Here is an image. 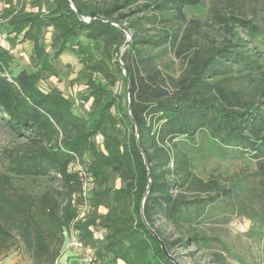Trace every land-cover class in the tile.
<instances>
[{"label":"trees","instance_id":"obj_1","mask_svg":"<svg viewBox=\"0 0 264 264\" xmlns=\"http://www.w3.org/2000/svg\"><path fill=\"white\" fill-rule=\"evenodd\" d=\"M0 1L8 5L0 9V21L33 44L37 61L35 71L14 75L15 56L0 50V116L15 136L25 138L5 151L0 171V253L21 244L34 264H53L60 256L82 201V177L71 169L76 161L96 183L94 210L77 228L88 235L84 243L95 249L100 264H175L160 241L169 254L176 245L204 244L199 226L230 190L199 179L180 140L207 129L223 144L264 151V71L251 42L263 35L264 18L260 25L228 3L211 8L205 22L188 19L185 8L201 0H113L104 7L71 0L76 9L68 0H44L51 6L45 12ZM134 5L143 16L125 25L134 15L125 10ZM141 20L154 25L144 36L138 33ZM203 23L211 31L202 34ZM48 28L55 31L53 54L42 44ZM81 35L102 44L100 58L85 59L83 97L92 104L82 114L60 89L39 85L45 74H58L54 61ZM166 45L186 61L176 77L166 73L167 64L156 63ZM123 77L129 85L124 103L114 91ZM16 178H46L48 186L33 194ZM115 179L124 185L112 187ZM101 207L106 214H99ZM92 226L105 231L100 246L91 241ZM166 226L180 237L172 241ZM213 257L225 264L221 254Z\"/></svg>","mask_w":264,"mask_h":264},{"label":"rangeland","instance_id":"obj_2","mask_svg":"<svg viewBox=\"0 0 264 264\" xmlns=\"http://www.w3.org/2000/svg\"><path fill=\"white\" fill-rule=\"evenodd\" d=\"M83 1L90 5L103 7L113 2V0ZM10 2L15 8H24L28 12H45L51 8L44 0H10ZM228 3L237 7L246 16L257 17L258 22L262 25L264 0H201L200 5L186 7L184 11L188 19L197 18L205 22L211 8ZM6 6H8L6 1H0V9ZM130 10H133L134 15L126 19L125 25L130 19L136 20L143 16L139 5L132 6V9H126L125 13H129ZM88 19L90 17L86 16V20ZM138 26L140 27L138 28L139 35L144 36L148 33L146 31L154 25L148 24L146 20H141ZM208 31H211V28L203 23L201 33L205 34ZM54 34L55 31L48 28L42 39V44L51 54L54 53L51 50ZM128 38L130 41L132 40L130 33ZM202 41H204L203 38ZM251 42L260 54L264 71V24L263 35H256L251 39ZM126 49L129 50L125 47L122 54ZM0 50H8L15 56L10 68V72L14 75L22 70L28 72L36 70L37 61L32 59L33 44L29 41L22 42L20 37H16L6 21H0ZM173 50L172 46L162 47L157 51L159 56L156 63L167 64L168 71L166 73L176 77L185 67L186 61L184 57H176ZM101 51L102 44H96L84 35L78 39H72L68 43V48L54 61V67L58 74H45L39 83L40 87L44 91H49L52 88L60 89L74 103L75 111L78 113L82 114L85 110H89L92 101L84 100L83 97L88 81L85 59L88 56L100 58ZM153 52V50H146V53ZM258 77L262 78V76ZM114 91L123 98L122 103L125 102V99L128 101L129 85L124 77L116 84ZM113 111L116 113L117 108H114ZM120 128L123 132L126 131L122 126ZM95 140L98 146L103 149V138L98 136ZM24 142L25 138L15 136L0 116V171L4 169L5 151L20 147ZM180 147L188 154L191 169L199 179L204 182L210 180L216 182L220 187H227L230 190V196H221L210 207L207 217L201 222L199 228L207 238L204 244L191 245L188 248L176 245L169 255L180 264H221V262L215 261L214 254H221L225 264H264V195L263 193L261 195L264 190V151L256 153L249 149L243 150L241 147L223 144L207 129L199 131L193 137L182 138ZM80 168L83 169V165H80ZM15 182L33 194H40L48 186L46 178H16ZM110 185L120 188L124 183L121 179H115ZM95 188L94 178L90 176L86 178L85 191L82 193V201L79 206V212H85V217L80 220L79 224L86 222L94 210L92 198ZM106 211L105 207L98 210L99 214ZM165 230L172 241L180 237L179 233L171 226H166ZM91 231L93 233L91 241L94 242L95 247L100 246L105 231L93 226ZM79 236L83 242L89 239L88 235L81 231ZM87 252L88 248L85 247L84 250L77 251L76 255L82 256V253L87 254ZM10 255L20 257L22 261L26 262L32 260L21 244L12 250L0 253V262L4 264V259ZM76 260V258H71V260H67V264H75ZM116 264L122 263L118 261Z\"/></svg>","mask_w":264,"mask_h":264},{"label":"built area","instance_id":"obj_3","mask_svg":"<svg viewBox=\"0 0 264 264\" xmlns=\"http://www.w3.org/2000/svg\"><path fill=\"white\" fill-rule=\"evenodd\" d=\"M80 165L78 161H76L74 164L71 165V169H73L74 171H79L80 176L82 177L83 180V191H85L84 189V184L86 182V178H88L89 176L92 177L88 172L85 171V169L80 168ZM93 178V177H92ZM87 211V210H86ZM85 212H79L78 211V215L76 217V219L74 220L73 225L70 227L68 232H65V244L63 247V250L60 254V256L55 260V262L53 264H67V262H65L62 259V256L68 252V251H72L76 254L77 251L79 250H84V248H88V252L87 254L82 253V256L80 257L83 262H85V264H100V262L97 259L96 253H95V249H93V247H90L86 244H84V242L81 240L80 238V230L77 228V224L80 223L81 219H84L85 217ZM84 244V245H83ZM17 247V246H16ZM0 264H2L0 262ZM32 264V263H30Z\"/></svg>","mask_w":264,"mask_h":264},{"label":"crops","instance_id":"obj_4","mask_svg":"<svg viewBox=\"0 0 264 264\" xmlns=\"http://www.w3.org/2000/svg\"><path fill=\"white\" fill-rule=\"evenodd\" d=\"M107 212V211H106ZM105 212V213H106ZM105 213H103V214H105ZM80 257L81 256H77L74 252H72V251H68V252H66L63 256H62V259L65 261V262H67V260H71V258H76L77 260V262L75 263V264H85L84 262H83V260L82 259H80ZM30 263H32V264H34L33 263V260H30V262H26V261H22L21 259H20V257H16V256H8V257H6L5 259H4V264H30ZM119 263H122V264H124V262L123 261H119Z\"/></svg>","mask_w":264,"mask_h":264},{"label":"water","instance_id":"obj_5","mask_svg":"<svg viewBox=\"0 0 264 264\" xmlns=\"http://www.w3.org/2000/svg\"><path fill=\"white\" fill-rule=\"evenodd\" d=\"M69 2H70V4H71V7L73 8V9H76V7H75V5L71 2V0H68ZM86 22H90L91 21V19H88V20H85ZM119 56V55H118ZM118 62H120V63H122V61H121V59L118 57ZM124 73L126 74L127 73V71H124ZM128 101H129V98H128ZM154 234H155V232L154 231H152ZM156 235V234H155ZM161 242V245H162V248H163V250H164V252H165V255L167 256V257H169L175 264H180V263H178L177 261H175L170 255H169V253H168V251H167V249H166V247H165V245H164V243L162 242V241H160Z\"/></svg>","mask_w":264,"mask_h":264}]
</instances>
